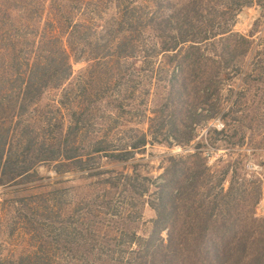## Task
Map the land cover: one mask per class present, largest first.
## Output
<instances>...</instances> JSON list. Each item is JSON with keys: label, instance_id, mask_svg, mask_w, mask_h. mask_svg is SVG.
Wrapping results in <instances>:
<instances>
[{"label": "rangeland", "instance_id": "1", "mask_svg": "<svg viewBox=\"0 0 264 264\" xmlns=\"http://www.w3.org/2000/svg\"><path fill=\"white\" fill-rule=\"evenodd\" d=\"M76 1L0 0V86L45 60L51 15L70 65L21 114L0 116L4 161L35 142L18 164L27 172L0 169V264H128L137 252L128 236L153 233L159 187L196 175L197 201L229 192L231 227L210 236L225 235L223 249L242 242L249 263L264 251V4L230 13L228 0ZM68 15L84 26L71 51L60 27ZM179 28L220 35L201 59L186 55L189 44L165 52ZM195 109L204 118L193 126ZM172 122L181 135L169 132ZM141 135L147 145L130 149ZM98 144L108 152L95 153ZM110 153L131 156L115 162ZM186 220L181 213L178 223ZM221 252L217 264H226Z\"/></svg>", "mask_w": 264, "mask_h": 264}, {"label": "trees", "instance_id": "2", "mask_svg": "<svg viewBox=\"0 0 264 264\" xmlns=\"http://www.w3.org/2000/svg\"><path fill=\"white\" fill-rule=\"evenodd\" d=\"M231 1L230 5H227L226 11L232 13L239 10L242 6H250L253 3L264 4V0H228ZM82 1L77 0L76 4ZM52 16V15H51ZM49 17L46 30L42 34L45 43L41 44V49H47L50 53L46 56L42 63H33L30 68H26V71L15 75L12 82L5 79L0 86V116L4 109L16 112L17 115L21 114L26 109L27 101H30L36 94L40 93L42 88H47L51 84L56 87L60 82L65 79L70 72V65L68 64V55L65 50L60 47V38L55 37L51 28L57 23L52 21ZM65 26L60 25L63 30V34L66 37V45L70 48V51L82 44L84 37V26L73 25L68 15L65 19ZM180 20V19H179ZM182 20V19H181ZM180 20V21H181ZM52 21V23H51ZM179 21V22H180ZM188 18L183 19V24H188ZM181 24V23H179ZM179 28L176 31V36L168 35L169 38H173L174 45L172 47L165 46V52H174L180 45L189 44L186 50V55L196 54V59L204 58L201 53V47H207V42L210 39L220 35L216 32L206 33L200 30H190ZM231 31L223 29L222 35L229 34ZM243 42H247L245 38H242ZM55 45V46H54ZM188 57V56H187ZM190 66V63L188 64ZM20 69V68H17ZM53 80V81H51ZM7 85V86H6ZM196 118L195 126L203 121V116L197 113L195 109L193 113ZM182 127H186L185 123ZM193 128V127H192ZM193 129H191L192 131ZM171 134L180 133L177 125L174 122L170 124ZM182 132L180 133V135ZM7 137L6 130L0 127V169L2 173H14L16 170L28 171L27 168H20L19 163L35 149V142L32 139L27 140L20 152H14L9 155L4 161L5 153V140ZM177 138V137H175ZM193 141L192 135L187 136L186 139L181 142L182 145L190 144ZM146 135L136 137V142L130 145V149L139 150L147 145ZM170 145V144H169ZM64 158L66 160H72L74 157L68 155V146L63 147ZM95 153H107V149H103L100 144L94 150ZM54 153V151H53ZM23 156V157H21ZM131 156V153H110L108 158L115 162L125 161ZM23 158V159H21ZM197 159L198 156H195ZM176 175V173H174ZM197 176V175H196ZM194 176L192 179H188L183 183L181 187H174L175 177L165 184L159 187L157 203L150 204L149 206L156 214V219L153 221V233L149 239L144 240L137 237L134 233L127 235L130 238L131 246H135L137 252H135L134 258L129 261L128 264H188L190 260L201 259L202 264H217L220 261V252L226 251L227 257H224L223 262L226 264H243L246 259L247 247L242 242L234 244V249L228 247L223 249L221 246V238L216 240L210 235L216 226L219 225L221 230L227 231L230 227L223 221V211L228 208L230 197L229 192L225 195L219 191L218 195L212 199V201H197V182L198 177ZM144 181H148L146 178H142ZM220 194V195H219ZM222 206V208H221ZM221 208V209H220ZM187 217L186 221L178 223V218L181 213ZM220 214V215H219ZM220 216V217H219ZM220 218V221L218 219ZM172 221V222H171ZM171 222V223H170ZM162 232L166 233V240L161 237ZM222 253V252H221ZM219 261V262H218ZM244 264H264V251L262 253H256L249 263Z\"/></svg>", "mask_w": 264, "mask_h": 264}, {"label": "built area", "instance_id": "3", "mask_svg": "<svg viewBox=\"0 0 264 264\" xmlns=\"http://www.w3.org/2000/svg\"><path fill=\"white\" fill-rule=\"evenodd\" d=\"M217 129H219V128L217 127Z\"/></svg>", "mask_w": 264, "mask_h": 264}]
</instances>
